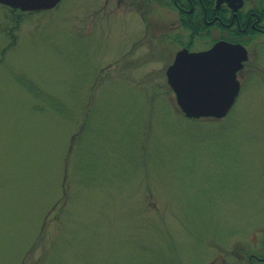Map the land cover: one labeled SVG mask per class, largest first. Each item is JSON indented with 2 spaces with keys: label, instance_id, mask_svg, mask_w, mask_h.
I'll list each match as a JSON object with an SVG mask.
<instances>
[{
  "label": "rangeland",
  "instance_id": "374dc122",
  "mask_svg": "<svg viewBox=\"0 0 264 264\" xmlns=\"http://www.w3.org/2000/svg\"><path fill=\"white\" fill-rule=\"evenodd\" d=\"M15 19L0 7V264H264V34L228 116L191 121L165 78L176 13L61 0L11 45Z\"/></svg>",
  "mask_w": 264,
  "mask_h": 264
},
{
  "label": "water",
  "instance_id": "95a60500",
  "mask_svg": "<svg viewBox=\"0 0 264 264\" xmlns=\"http://www.w3.org/2000/svg\"><path fill=\"white\" fill-rule=\"evenodd\" d=\"M61 0H0V6L23 13L50 11ZM228 1V0H223ZM241 7L242 1L235 0ZM248 60L240 44L217 42L207 51L191 53L182 49L166 71L175 102L190 120L225 118L240 91L237 74Z\"/></svg>",
  "mask_w": 264,
  "mask_h": 264
},
{
  "label": "flooded vegetation",
  "instance_id": "af4514ba",
  "mask_svg": "<svg viewBox=\"0 0 264 264\" xmlns=\"http://www.w3.org/2000/svg\"><path fill=\"white\" fill-rule=\"evenodd\" d=\"M153 1L158 7L176 13L179 17L180 26L190 32L188 42L183 44L180 49L186 48L191 51V47H196L194 45L195 38H202L205 41L208 36L213 34L215 35L207 40V43L210 42L207 47H197L202 48L200 51L210 49L219 41L243 45V41H249L255 33L264 34V2L262 4L255 0H241L242 5L238 8L239 3L235 0ZM183 25H187V27ZM246 64L239 75L246 68Z\"/></svg>",
  "mask_w": 264,
  "mask_h": 264
},
{
  "label": "trees",
  "instance_id": "16d2710c",
  "mask_svg": "<svg viewBox=\"0 0 264 264\" xmlns=\"http://www.w3.org/2000/svg\"><path fill=\"white\" fill-rule=\"evenodd\" d=\"M144 1H147L148 2V0H144ZM157 2H159V1H157ZM160 3V2H159ZM9 10V9H8ZM10 11V13H12V11L11 10H9ZM13 14H16V19H15V24H14V27L11 29V30H9V37L11 38V41L13 40V39H15V37H14V35H12V33H13V31H16L17 30V28H18V26H19V19H21V18H23L26 14H22V13H20V12H18V11H16V12H14ZM184 27H187V25H183ZM14 43H15V41L13 40V43L11 44V45H14ZM10 46V45H9Z\"/></svg>",
  "mask_w": 264,
  "mask_h": 264
}]
</instances>
